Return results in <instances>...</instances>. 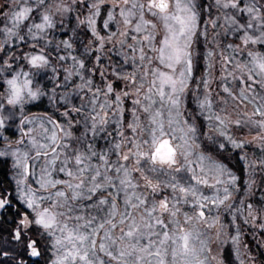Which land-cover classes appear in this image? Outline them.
<instances>
[{"label":"snow or ice","instance_id":"1","mask_svg":"<svg viewBox=\"0 0 264 264\" xmlns=\"http://www.w3.org/2000/svg\"><path fill=\"white\" fill-rule=\"evenodd\" d=\"M0 264H264V0H0Z\"/></svg>","mask_w":264,"mask_h":264}]
</instances>
